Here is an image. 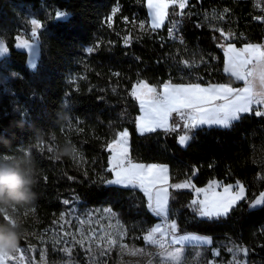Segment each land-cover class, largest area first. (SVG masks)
Listing matches in <instances>:
<instances>
[{
  "label": "trees",
  "instance_id": "1",
  "mask_svg": "<svg viewBox=\"0 0 264 264\" xmlns=\"http://www.w3.org/2000/svg\"><path fill=\"white\" fill-rule=\"evenodd\" d=\"M30 18L42 25L35 69L28 65V53L17 47V37L31 30ZM170 25L179 36L168 32ZM0 39L8 49L0 59V159L23 157L68 98L77 125L72 141L84 159L78 174L81 207L110 209L125 229L123 241L147 247L145 236L158 218L145 193L110 183L109 144L127 130L134 161L167 164L172 183H193L192 189L171 187L168 218L178 233L208 235L213 241L186 247L188 258L202 249L204 264L228 262L233 247L246 250L247 264H264V203L254 206L264 194V114H256L264 110L242 113L228 127L193 128L182 146L181 129L139 133L140 105L133 95L141 81L156 87L168 82L239 85L225 71L224 45L264 42V0H188L181 10L171 6L159 28L150 23L147 0H0ZM36 159L51 179L49 164ZM214 180L241 183L246 195L227 215L203 217L193 203L194 189ZM52 187L36 183L34 204L15 207L41 209L46 203L57 208ZM2 210L0 224L5 223ZM116 252L114 247L109 264H122ZM54 255L49 253L48 264H58ZM75 257L87 264L80 251Z\"/></svg>",
  "mask_w": 264,
  "mask_h": 264
},
{
  "label": "rangeland",
  "instance_id": "2",
  "mask_svg": "<svg viewBox=\"0 0 264 264\" xmlns=\"http://www.w3.org/2000/svg\"><path fill=\"white\" fill-rule=\"evenodd\" d=\"M171 6L181 10L178 3H169V7L166 10L167 15L163 22L168 18ZM147 7L150 23L153 25V10L149 8L148 0ZM33 19L35 18H30L29 21L31 30L21 33L18 37L29 40L35 49V55H33V48L18 47V37L17 47L28 53V65L30 68L35 69L40 56L38 31L42 25L37 30V35L32 37L33 25L31 20ZM37 21L41 24L39 20ZM3 43L6 46L4 41ZM7 54L8 49L6 53L0 54V59ZM165 85L179 86L184 84L168 82ZM67 95H70V93L68 92ZM76 126L75 117L71 112V102L66 98L62 109L53 122L44 128V137L37 138L32 143H29L25 149V152L30 154L31 159L34 161L36 180L39 187L47 188L49 184H53L52 189L57 201V208H51L44 203V207L41 209L38 207L21 208L11 206L1 211V217L4 222L6 218H12L22 223L21 238L24 240V244H18L19 252L14 253L17 259L9 261L8 264H48L50 261L48 256L51 252L55 254L53 259L58 264H78L75 251H80L81 254L85 255L87 264H109V258L107 259V257L111 255L114 247L117 248L116 253L119 258L117 262L122 264L126 262L129 264H175V262L167 259L170 253L180 254L179 264L183 262L185 264H204L202 260L204 252L202 249H196L191 258L186 256V247L190 245L174 244L160 250L156 245L147 241V247H135L127 244L123 241L125 229L115 213H112L108 208L80 206L83 201L80 192L82 179L78 174L82 172L84 159L80 149L72 141V134L76 130ZM186 144L187 142L182 144V146H186ZM65 146H75L80 154L79 158L61 156L60 151ZM36 155L49 164L51 179L43 171L36 159ZM55 182H58L59 185L56 186ZM180 185L187 186L188 183L182 182ZM203 190L204 193L207 192V189ZM216 191L220 192L219 190ZM201 201L204 200H199V213L203 207L200 203ZM55 209L58 211H55ZM156 227L159 226L154 228ZM81 240L83 243H77V241ZM109 240L114 241V243L109 244ZM199 246L202 247L203 245ZM132 250H137L141 254L136 256L129 255L128 253ZM244 250L232 247L230 249L231 258L228 262L211 259L208 260L207 264H247ZM215 255H218L217 250H215Z\"/></svg>",
  "mask_w": 264,
  "mask_h": 264
},
{
  "label": "snow or ice",
  "instance_id": "3",
  "mask_svg": "<svg viewBox=\"0 0 264 264\" xmlns=\"http://www.w3.org/2000/svg\"><path fill=\"white\" fill-rule=\"evenodd\" d=\"M169 3H178L183 9L186 6V0H148V6L153 10V27H159L167 15ZM58 17L66 15L57 12ZM32 37L37 35V30L41 24L33 19L31 20ZM18 47L33 48L29 40L18 37ZM89 52L92 49L88 50ZM7 48L3 41H0V54L6 53ZM33 55L35 49L33 48ZM229 66L226 71L231 72L236 78L245 81V87L232 88L229 85H212L207 88L199 84H190L187 86L165 85L163 93L156 95V89L150 87L144 82L136 86L133 95L140 100L141 105L147 108L146 117H142L139 124L141 132L155 131L156 128L167 126L168 118L172 113L185 115L183 110H191L187 115L188 123L186 128H195L201 124H216L224 127L230 126L231 121L239 118L240 113H246L251 110L253 103L264 104V47L260 45H246L244 48L237 50L234 46H228ZM223 101V103H217ZM257 115L264 113L256 112ZM127 132L119 134V139L109 145L110 150L114 153L112 156V170L115 172L116 180L110 183L116 184H133L139 182L141 185L155 186L158 180H164L166 177L161 173H166V168H158L156 165H139L132 164L127 160ZM180 143L184 144L188 137L181 136ZM72 156L74 159L79 158L80 154L75 146H72ZM179 187V186H178ZM149 190V189H146ZM150 191V190H149ZM165 195L157 193L153 210L157 213H163L166 210L167 189L162 190ZM197 191H204L197 189ZM225 196L213 199L212 201H201L203 207L200 214L203 216H220L226 215L231 207L243 198L244 189L240 187L239 192L232 193L230 188L224 189ZM151 194L149 199L151 200ZM67 203V201H65ZM195 204L196 201H193ZM256 204L264 203V198L255 201ZM176 225L172 224L171 229L175 230ZM67 234V233H66ZM157 234L163 235V230L159 227L153 228L146 236L145 240L153 245L159 243ZM83 243V241H77ZM109 244L114 241L109 240ZM246 252V250H244ZM19 252L18 247L11 254L0 255V264H8L9 261L16 260L14 253ZM129 255H140L137 250H132ZM179 253H170L167 259L179 264ZM22 258V256H21Z\"/></svg>",
  "mask_w": 264,
  "mask_h": 264
},
{
  "label": "crops",
  "instance_id": "4",
  "mask_svg": "<svg viewBox=\"0 0 264 264\" xmlns=\"http://www.w3.org/2000/svg\"><path fill=\"white\" fill-rule=\"evenodd\" d=\"M188 2V1H187ZM187 5V4H186ZM165 22V21H164ZM163 22V24H164ZM162 24V25H163ZM161 25V26H162ZM2 41V40H1ZM249 44H252V45H260L262 47H264V42L263 43H245L243 45H236L235 43H228V44H225L224 45V51H225V71H226V68L229 66V60H228V46L229 45H232L234 46L237 50H240L242 48H244L246 45H249ZM228 74H230L234 79L235 81H237L238 83H240L239 85H233V84H229V83H211V84H199L201 87H209V86H212V85H229L231 86L232 88H236V89H239V88H243L245 87V81L243 80H240L238 78H236L235 76H233L231 74V72L229 71H226ZM141 82H144L146 84H148L150 87L152 88H155L156 89V95L159 96L160 94L163 93V88H164V85L166 84H163L161 87H156L155 85H152V84H149L145 81H141ZM140 82H138L134 88H133V92L134 90H136V86L139 84ZM187 85H190V84H184V86H187ZM135 96V95H134ZM136 97V96H135ZM138 102H139V105H140V114L138 115V118H137V129L139 131V133H147V132H141L140 129H139V124H140V120L142 117H146V114H147V108L142 106L141 105V102L139 99H137ZM217 103H223V101H218ZM254 108H258V109H262L264 110V104H257V103H253L251 105V110L252 111ZM191 110H186L187 112V115L188 113L190 112ZM249 111V112H250ZM242 113L239 114V116L241 115ZM178 118V113H172L169 118H168V123H167V126L164 127V128H156L157 129H161V130H176V129H181V133H180V136H186L188 137V139L186 140V142L189 141L190 139V134H189V131L193 128H186L184 125L186 123H188V120L186 119V121L184 122H180V123H177V127L174 129L172 127V123L175 119ZM237 120V119H236ZM235 121V120H234ZM233 121H231L232 123ZM230 123V124H231ZM201 126H221V125H216V124H201V125H198L197 127H201ZM224 127V126H222ZM196 128V127H195ZM123 132H127V137H126V140H127V143L125 145V147L127 148V160L130 161V136H129V132L127 130L123 131ZM121 132V133H123ZM178 138V141L180 143V139ZM119 139V136L116 140ZM115 141V140H114ZM114 141H112L110 144H112ZM109 144V145H110ZM181 144V143H180ZM182 145V144H181ZM110 149V148H109ZM111 151V150H110ZM113 152L111 151V154H110V158H109V163H110V168L112 169V156H113ZM132 164H139V165H144V166H149V165H156L158 166V168H166L167 169V172L166 173H161L162 176H165L166 177V182L164 180H158L157 183L155 184V186H151V185H141L139 182H135L133 184H116L118 186H122V187H130V188H139L141 189L146 197H147V200H148V206H149V209L151 210V212L158 218V221L155 223V225L151 228V230L155 227V226H159V228H162V223L164 221H168L170 223V229H171V225L172 224H175L176 225V228L175 230H172V233H173V236H172V243L173 245L174 244H182L183 246L184 245H203V246H210L212 244V237L211 236H208V235H202V234H198V233H194V232H186V233H178L177 232V224L176 222L174 221H171L169 220L168 218V215H169V195H170V189L171 187L175 188V189H192L193 188V183L191 180H183V181H180V182H176V183H172L171 182V179H170V169H169V166L167 164H161V163H142V162H131ZM113 172V180L112 181H115L116 180V176H115V172L112 170ZM182 182H186L188 183L187 186H182L180 185ZM179 186V187H178ZM230 188L231 192L232 193H236V192H239V189L240 187H243L244 189V193H243V198L245 197L246 195V188L243 184L241 183H233V184H222L220 183L219 181H211L209 184H207L206 186L204 187H201V188H195L194 189V193H195V198H194V201L197 202L198 206H199V200H208V201H212L213 199H218L219 197H223L225 196V192H224V189L225 188ZM146 189H149V190H146ZM163 189H167V192H166V197H167V204H166V210L163 212V213H157L153 210V207H150V205L154 206L155 205V200H156V196H157V193H160L161 195H165V193L162 191ZM197 189H207V192L204 193V191H197ZM216 190H219L220 192H217ZM151 194V200L149 199V195ZM197 198H199L197 200ZM242 198V199H243ZM264 198V194L261 195L257 200H260ZM240 199V200H242ZM239 200V201H240ZM237 201L232 207L231 209L239 202ZM259 204H256L254 203V206H257ZM200 208V207H199ZM230 209V210H231ZM229 210V211H230ZM228 211V213H229ZM227 213V214H228ZM226 214V215H227ZM201 215V214H200ZM203 216V215H201ZM220 216H225V215H220ZM204 217V216H203ZM211 217V216H210ZM150 230V231H151ZM149 231V232H150ZM164 232V230H163Z\"/></svg>",
  "mask_w": 264,
  "mask_h": 264
},
{
  "label": "clouds",
  "instance_id": "5",
  "mask_svg": "<svg viewBox=\"0 0 264 264\" xmlns=\"http://www.w3.org/2000/svg\"><path fill=\"white\" fill-rule=\"evenodd\" d=\"M61 156H72V148L65 146ZM36 180L34 161L30 154L23 157L0 159V210L19 205H33L36 193L33 191ZM22 223L16 219L6 218L0 224V255L11 254L18 247L21 238Z\"/></svg>",
  "mask_w": 264,
  "mask_h": 264
},
{
  "label": "built area",
  "instance_id": "6",
  "mask_svg": "<svg viewBox=\"0 0 264 264\" xmlns=\"http://www.w3.org/2000/svg\"><path fill=\"white\" fill-rule=\"evenodd\" d=\"M167 30L172 36H179L180 35V33L177 31V29H176V27L174 25L168 26ZM183 111L185 112V115L181 116L178 113V118L173 121L172 127L174 129L177 127V123L186 121L187 112H186V110H183ZM130 161L134 162V160L132 158H130ZM162 228L164 230L163 235L157 234V239H158L159 243L156 244L157 248H159L160 250L166 249L169 246L173 245V243H172L173 233H172V231L170 229V223L168 221H164L162 223Z\"/></svg>",
  "mask_w": 264,
  "mask_h": 264
},
{
  "label": "bare ground",
  "instance_id": "7",
  "mask_svg": "<svg viewBox=\"0 0 264 264\" xmlns=\"http://www.w3.org/2000/svg\"><path fill=\"white\" fill-rule=\"evenodd\" d=\"M192 84V83H191ZM229 259V258H228Z\"/></svg>",
  "mask_w": 264,
  "mask_h": 264
}]
</instances>
